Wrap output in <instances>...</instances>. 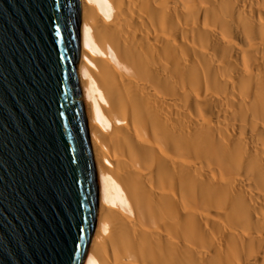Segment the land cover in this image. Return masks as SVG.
<instances>
[{
    "label": "bare ground",
    "instance_id": "1",
    "mask_svg": "<svg viewBox=\"0 0 264 264\" xmlns=\"http://www.w3.org/2000/svg\"><path fill=\"white\" fill-rule=\"evenodd\" d=\"M78 68L83 264H264V0H81Z\"/></svg>",
    "mask_w": 264,
    "mask_h": 264
},
{
    "label": "water",
    "instance_id": "2",
    "mask_svg": "<svg viewBox=\"0 0 264 264\" xmlns=\"http://www.w3.org/2000/svg\"><path fill=\"white\" fill-rule=\"evenodd\" d=\"M80 10L0 0V264H83L96 228Z\"/></svg>",
    "mask_w": 264,
    "mask_h": 264
}]
</instances>
